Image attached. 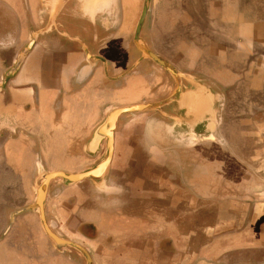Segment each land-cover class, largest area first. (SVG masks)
Masks as SVG:
<instances>
[{
    "label": "crops",
    "instance_id": "0c3cea01",
    "mask_svg": "<svg viewBox=\"0 0 264 264\" xmlns=\"http://www.w3.org/2000/svg\"><path fill=\"white\" fill-rule=\"evenodd\" d=\"M203 4L214 12L198 33V73L235 88L251 85L249 71L264 70V0ZM139 6L140 0H0V264H87L75 246L56 247L30 207L43 171L75 174L93 166V133L126 95L130 105L172 96H162L172 80L133 40ZM205 81L191 87L195 103L190 94L172 102L187 134L219 130L218 111L200 88L212 83ZM134 127L114 132L103 178L63 182L59 193L46 195L45 217L59 234L84 247L93 264H264V175L218 172L226 157L205 155L206 148L222 149L215 140L164 146L150 130L151 141H137L144 130ZM151 147L165 155L147 154ZM229 158L238 165L239 158Z\"/></svg>",
    "mask_w": 264,
    "mask_h": 264
},
{
    "label": "rangeland",
    "instance_id": "374dc122",
    "mask_svg": "<svg viewBox=\"0 0 264 264\" xmlns=\"http://www.w3.org/2000/svg\"><path fill=\"white\" fill-rule=\"evenodd\" d=\"M166 1H172V3H167ZM143 2L144 0H140L134 25L137 24ZM203 2L204 0H150L149 11L142 28L145 32H148V35L152 34L151 40L155 42L153 47H155L157 52L153 49L151 50L155 54L168 61L178 72L184 74L187 78L192 76L195 80L198 81L200 79L204 82L205 80H212L197 71L200 60V47L203 44V38H199L198 33H202L201 31L204 28L202 18L213 15L214 6L212 4H203ZM210 24L213 28V22H210ZM188 63L192 66L194 64L197 69L188 68ZM158 68L160 74L172 80L170 88L166 86L163 91L164 95L162 96L165 97L169 94L173 85H175L172 91L174 93L177 88V82L164 68L159 65ZM201 70L207 73L209 72V68L206 67L201 68ZM245 72L246 70L239 69L238 75L245 77ZM249 73H254V76L250 83L251 85L248 86L242 83L238 84L235 88V86H230L228 82L224 84L223 82L218 83L215 81L213 83L212 81V85L206 83L209 87L213 88L212 91L218 96L216 109L218 111L220 127L214 134L194 135L185 133L186 131L181 128L183 126H181L178 116L181 110L176 108V105H173L172 102L169 103V108L165 113H162V107L168 106V104L157 109L141 111L144 112L145 117L142 120L140 119L141 121L139 120L137 125H141L142 129L145 128V130H148L146 133L148 136H150L149 130H151V125L157 128L159 133L155 137L159 141L191 140V142H212L215 140L221 144L222 149L212 150L206 148V156L214 157L219 152L224 153L225 157H227V154L228 156H236L239 158L238 165L232 166L231 170L233 172L264 175V93L261 92L264 89V70L255 69L250 70ZM228 74V70L221 73L222 76L227 77ZM187 78H183L182 83L185 88L191 89L193 84ZM159 83L163 86L166 82L161 78ZM231 87L234 88L230 89ZM237 92L238 98L236 99ZM246 94H249L248 100L246 99ZM126 96L125 99L120 101L122 103L118 104L119 106L132 104V102H128L131 101V99H128L130 97L128 95ZM127 116L129 115H124V118ZM164 117L169 119L173 118L174 124L179 127L180 131H185L184 133L186 135H194L196 137L181 140V138L170 134L168 131H172V129L165 127V124L170 125L169 120H165ZM152 120H155V122L153 123ZM165 129L168 131H165ZM222 167L224 168V166ZM253 184L259 185L262 182L254 181ZM261 188H263L261 185L255 187L257 190ZM258 196L261 195L258 194ZM261 198L259 197L260 201Z\"/></svg>",
    "mask_w": 264,
    "mask_h": 264
},
{
    "label": "water",
    "instance_id": "95a60500",
    "mask_svg": "<svg viewBox=\"0 0 264 264\" xmlns=\"http://www.w3.org/2000/svg\"><path fill=\"white\" fill-rule=\"evenodd\" d=\"M149 7H150V0H144L140 16L138 18V21H137V24L135 27L133 40L142 49L144 58L152 59L157 65L164 68L167 72H169L174 77V79L177 82L176 90L174 91L172 96H170L169 98L162 100V101L149 102V103L143 102L140 104L125 106V107H119V108L112 110L107 115V117L104 119V121L95 129V131L93 133L92 143H93L94 147L97 146V148H98L99 144L101 143V141L103 139L107 140L105 154H104L101 162L99 164H97L96 166H93V167H91V168H89L83 172L75 173V174L65 173V172H61V171H56V172H45V171H43L42 177H41L42 182L40 183V185H38V187L36 189V201L30 207V208L38 209L42 224H43L47 234L49 235V237L55 243V246L58 248H61L62 246H66V245L75 246L76 248H78L83 253L87 264H93V262H92L91 257L89 256V254L87 253V251L85 250L84 247H82V246H80L74 242H71L69 240H65V239L60 238L57 234L51 232V230L48 228V223H47V220L45 217V212H44V203H45V198L47 195L49 182L52 179L60 178L65 184L70 185V184L77 183V182H79L85 178H95V179L97 177L100 179L103 178V176L106 174V172L109 168L110 162H111V155H112V151H113V139H114L113 134H114L116 121L120 115L125 114V113H134V112H140V111H145V110L157 109V108H159L163 105H166L170 102L177 103V102L181 101L182 98H184V96H187L186 94L192 93L191 89L185 88L183 83H182V79L187 78V76L178 72L168 61H166L165 59H163L159 55L155 54L148 47V45L146 44L144 39L141 37V29H142V26H143L144 21L146 19L147 13L149 11ZM34 40H35V35L30 40L26 49H29L31 47ZM22 60H23V56H20L19 59L16 61L14 67L6 74V78H9L10 75L15 73V71L19 68ZM187 80L189 82H191L192 84H195L196 86L198 85V81L195 80L194 78H192V76L190 78L188 77ZM200 88H201V91L204 92L209 98L210 97L212 98L211 106H212V110H214V112L216 114L217 113L216 104L218 101L217 94L215 92H213L211 87H209L208 85H201ZM189 99H190L191 103H195V101L197 100V99H195V96H193V95H191V97ZM180 114H179V116H180ZM109 125H111L110 129L108 130L107 133L103 134V132H105V130L107 129V127ZM201 125H199V126H201ZM201 129L202 128L199 127V128H197V131H195V132L200 133L203 131Z\"/></svg>",
    "mask_w": 264,
    "mask_h": 264
},
{
    "label": "flooded vegetation",
    "instance_id": "af4514ba",
    "mask_svg": "<svg viewBox=\"0 0 264 264\" xmlns=\"http://www.w3.org/2000/svg\"><path fill=\"white\" fill-rule=\"evenodd\" d=\"M160 86H161V84H160ZM173 87L175 88V85H173ZM173 87H172V89H171V91H170V93L167 95V96H165L164 98H167L171 93H172V91H173ZM147 99H144V100H142V103L144 102V103H147V102H151V101H149V99H148V97H146ZM141 103V102H140ZM123 107H125V106H123ZM167 107V108H166ZM119 108V107H118ZM169 108V105L168 106H164V107H162V113H165V112H167V109ZM116 109V108H115ZM114 110V109H113ZM112 111V110H111ZM139 114V112H134V113H126V114H122V115H120L119 117H118V119H117V121H116V124H115V129H114V132L116 131V130H118L120 127H122V126H129V125H134L135 127H134V129L135 130H140V128H142V126L140 125V128H139V126L137 125V123H132L133 121H134V119H135V116L136 115H138ZM156 114L157 115H159L158 114V112H156ZM124 115H129V116H127V117H125L124 118ZM107 117V116H106ZM106 117H104L103 118V120L100 122V124L104 121V119L106 118ZM165 118V117H164ZM165 120H169V124L170 125H166L165 124V127L168 129V128H170V129H172V131L170 130V131H168L167 129H165V131L167 130L170 134H173L174 136H176V137H178V138H181V140L182 139H188V138H192V137H196V136H190V135H186L184 132H182V131H180V129H179V127H177V125L176 124H174L175 122L173 121V118H165ZM153 121V123L155 122V120H152ZM162 121V120H161ZM151 130V132H153L154 134H153V140H155L156 139V134L157 133H159L158 131H157V128H155L154 126H152L151 125V128H150ZM142 130H144V132L142 133V134H139V133H136L135 134V137H137L136 139H137V141H147V142H149V141H151V139H150V137L151 136H148V135H146V133L147 132H145L146 130H145V128L144 129H142ZM148 131V130H147ZM167 133V132H166ZM180 136V137H179ZM113 138H114V134H113ZM113 141H114V139H113ZM183 141V140H182ZM187 141H191V140H187ZM159 142H161L162 144H164V146L166 145V143H168V142H170L169 140H160ZM175 142H181V141H175ZM206 142V141H205ZM106 144H107V140L106 139H103L102 141H101V143L99 144V148L97 149V150H95V156H96V160H95V163L93 164V166H96L97 164H99L100 162H101V160H102V158H103V156H104V154H105V150H106ZM114 144V143H113ZM166 151V149H157V148H155V147H151V148H148V149H146V152H147V154H151V153H155V154H159V156H161V155H165V152ZM113 152L114 151H112V155H111V158H112V156H113ZM206 155V154H205ZM207 157H210V156H207ZM214 157H218V158H221V157H225L224 156V153H222V152H219V153H217L216 154V156H214ZM213 157V158H214ZM230 156H228V154H227V157H226V159L228 160H226V159H223L224 160V162H226V164L225 165H222V166H224V168L220 165V166H217L218 168H219V170H218V172L221 170V169H225V168H232V164H230V162H229V160H231L230 158H229ZM228 163V164H227ZM92 166V167H93ZM215 171H217V170H215ZM95 179V178H94ZM96 179H98L99 180V178L97 177ZM53 180L54 179H52L50 182H49V186H48V190H47V195H48V197L49 196H51V195H53V194H57V192L59 193V191L61 190L60 189V187L64 184L63 183V181L60 179V178H57V180L56 181H58V184L54 187H51V183L53 182ZM42 182V178H41V180L40 181H38V185H40V183ZM47 220V219H46ZM47 223H48V228L51 230V232H53V233H55V234H57L60 238H63V239H66L63 235H60L59 234V232L52 226V224L51 223H49L48 222V220H47ZM46 231V230H45ZM57 231V232H56ZM71 248V247H70ZM72 250H74L75 251V253H77V251L75 250V249H72ZM79 254V253H78ZM80 255V254H79Z\"/></svg>",
    "mask_w": 264,
    "mask_h": 264
},
{
    "label": "clouds",
    "instance_id": "9594fccd",
    "mask_svg": "<svg viewBox=\"0 0 264 264\" xmlns=\"http://www.w3.org/2000/svg\"><path fill=\"white\" fill-rule=\"evenodd\" d=\"M111 191H114V192H122L123 189L119 186H114L113 189H111Z\"/></svg>",
    "mask_w": 264,
    "mask_h": 264
},
{
    "label": "bare ground",
    "instance_id": "6f19581e",
    "mask_svg": "<svg viewBox=\"0 0 264 264\" xmlns=\"http://www.w3.org/2000/svg\"><path fill=\"white\" fill-rule=\"evenodd\" d=\"M110 127H111V125H109V126L107 127V129L105 130V132H103V134H104V133H107L108 130L110 129Z\"/></svg>",
    "mask_w": 264,
    "mask_h": 264
}]
</instances>
